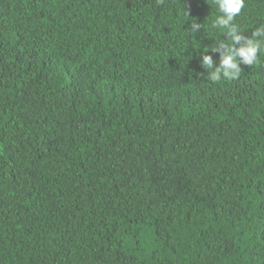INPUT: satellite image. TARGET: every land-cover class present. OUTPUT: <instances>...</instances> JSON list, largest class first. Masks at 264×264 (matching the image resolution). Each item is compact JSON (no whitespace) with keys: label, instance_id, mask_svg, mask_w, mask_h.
<instances>
[{"label":"trees","instance_id":"16d2710c","mask_svg":"<svg viewBox=\"0 0 264 264\" xmlns=\"http://www.w3.org/2000/svg\"><path fill=\"white\" fill-rule=\"evenodd\" d=\"M218 14L0 0V264H264V54L208 80Z\"/></svg>","mask_w":264,"mask_h":264},{"label":"clouds","instance_id":"9594fccd","mask_svg":"<svg viewBox=\"0 0 264 264\" xmlns=\"http://www.w3.org/2000/svg\"><path fill=\"white\" fill-rule=\"evenodd\" d=\"M212 3L219 14L212 20L210 28L219 30L225 39L209 49L211 53H219L218 66H214L213 56L205 52L200 53V65L207 70V79L216 84L238 79L243 72L241 65L252 67L260 63V56L264 54V24L247 37L235 22L245 8L246 0H212ZM202 26L194 22L191 31L196 33Z\"/></svg>","mask_w":264,"mask_h":264}]
</instances>
